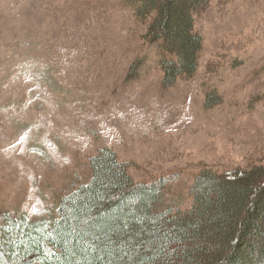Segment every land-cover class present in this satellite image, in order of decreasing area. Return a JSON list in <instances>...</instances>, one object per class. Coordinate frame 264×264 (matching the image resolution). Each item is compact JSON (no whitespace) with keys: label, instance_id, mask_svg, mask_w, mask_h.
Returning <instances> with one entry per match:
<instances>
[{"label":"rangeland","instance_id":"obj_1","mask_svg":"<svg viewBox=\"0 0 264 264\" xmlns=\"http://www.w3.org/2000/svg\"><path fill=\"white\" fill-rule=\"evenodd\" d=\"M137 5L0 0V229L8 214L56 223L109 147L165 184L158 210L191 207L207 167L264 164V0L201 11V70L171 88Z\"/></svg>","mask_w":264,"mask_h":264},{"label":"trees","instance_id":"obj_2","mask_svg":"<svg viewBox=\"0 0 264 264\" xmlns=\"http://www.w3.org/2000/svg\"><path fill=\"white\" fill-rule=\"evenodd\" d=\"M214 1L137 0L147 39L167 54V88L200 72L198 15ZM92 166V180L64 198L56 223L7 215L0 264H264V164L207 167L191 186L193 205L166 210H158L165 184L137 180L116 149L101 150Z\"/></svg>","mask_w":264,"mask_h":264},{"label":"snow or ice","instance_id":"obj_3","mask_svg":"<svg viewBox=\"0 0 264 264\" xmlns=\"http://www.w3.org/2000/svg\"><path fill=\"white\" fill-rule=\"evenodd\" d=\"M71 264H81V262H71ZM84 264H98V262L88 261V262H84Z\"/></svg>","mask_w":264,"mask_h":264}]
</instances>
